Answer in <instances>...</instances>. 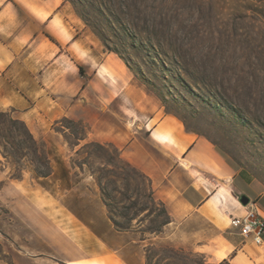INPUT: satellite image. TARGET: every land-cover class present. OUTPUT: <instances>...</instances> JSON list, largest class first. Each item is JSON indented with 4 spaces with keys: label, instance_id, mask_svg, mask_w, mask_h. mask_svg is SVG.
Returning <instances> with one entry per match:
<instances>
[{
    "label": "crops",
    "instance_id": "obj_1",
    "mask_svg": "<svg viewBox=\"0 0 264 264\" xmlns=\"http://www.w3.org/2000/svg\"><path fill=\"white\" fill-rule=\"evenodd\" d=\"M130 84L120 63L102 50L69 4L0 0V111L23 122L48 156L52 174L36 178L28 171L33 188L26 192L25 175L18 186L32 203L31 223L62 255L61 264H145L148 245L197 254L207 264H264V235L257 246L230 225L231 217L249 207L239 202L241 195L264 219V186L171 115L151 114L138 123L139 99L125 96ZM63 118L85 126L80 143L113 145L149 178L155 200L170 218L161 233L118 232L98 207L100 224L62 204L63 198L79 196L83 181L87 186L93 180L90 174L82 179L86 172L71 160L76 146L70 148L53 129ZM246 182L252 185L247 194ZM35 214L50 219L57 230L46 221L36 224Z\"/></svg>",
    "mask_w": 264,
    "mask_h": 264
},
{
    "label": "rangeland",
    "instance_id": "obj_2",
    "mask_svg": "<svg viewBox=\"0 0 264 264\" xmlns=\"http://www.w3.org/2000/svg\"><path fill=\"white\" fill-rule=\"evenodd\" d=\"M78 4L101 29L107 47L118 51L133 69L135 75L74 12L102 50L129 75L131 86L125 96L139 99L138 118H134L138 123H144L147 115H166L160 100L146 88L149 84L164 96L171 116L185 131L187 126L194 131L190 133L209 137L230 165L264 186V0H78ZM70 132L65 128V134ZM83 145L76 146L72 163L83 164L82 179L91 173L99 177L106 192L120 201L117 209L123 211L129 205L124 196L133 198V190H126V183L114 177L102 154ZM15 167L20 166L10 165L0 154V264H35L38 257L45 259L44 264H61L62 255L30 221L32 203L19 189L20 179L9 178ZM28 171L23 172L26 192L33 188ZM91 177V185L84 186L83 181L76 199L61 202L93 215L86 219L100 224L96 207L107 219L106 209ZM129 182L131 189L138 183L140 194L149 193L145 178ZM243 186L246 194L252 189L248 182ZM145 200L140 196L141 202ZM146 217V212H138L133 224L142 219L138 226L149 227ZM37 219L55 228L41 214H35L36 224ZM146 248L151 249L149 264H195L201 258L162 246Z\"/></svg>",
    "mask_w": 264,
    "mask_h": 264
},
{
    "label": "trees",
    "instance_id": "obj_3",
    "mask_svg": "<svg viewBox=\"0 0 264 264\" xmlns=\"http://www.w3.org/2000/svg\"><path fill=\"white\" fill-rule=\"evenodd\" d=\"M63 2H69L76 13V15L82 20L85 27H87L106 47L109 52H113L120 58L123 63L128 67L130 72L134 74L133 69L129 66L125 57H123L118 51L111 50L107 47L105 43V37L97 24L87 17L84 8L79 7L78 0H62ZM80 75H83V71L79 68ZM139 73V72H137ZM135 75V74H134ZM144 80V84H145ZM154 87V86H153ZM146 88L153 93L162 103L164 108V113L166 115H172L171 111L168 109V103L165 101L164 96L157 89L156 91L151 89L152 87L149 84H146ZM156 89V87H154ZM173 116V115H172ZM64 124L60 129L57 128L58 124ZM65 128L70 129L71 132L67 135L65 134ZM53 129L56 132H59L64 137L69 147L78 146L80 142L84 141L86 138V128L85 126L78 121H72L67 118H63L54 123ZM186 130L189 132H194L186 126ZM68 136H71L75 139L74 142H70ZM206 140L212 143L214 146H217V143L212 141L209 137L202 135ZM87 148L93 147L96 152L102 154L108 164L113 168L112 173L114 177L121 178L126 183V190H133L134 197H126V200L129 201V205L123 207L124 210H118L117 206L120 201L117 198L109 195L106 192L105 187L101 183L99 177H94V173L91 175L94 177L96 184L100 190V198L106 209V216L111 226L118 232H139L142 236L144 234L158 235L162 232L163 227L170 222L168 213L162 202L155 200L153 193L150 188V180L139 170L134 168L128 162L124 161L119 154V150L113 145H103L100 143L90 142L84 143L82 146ZM0 154L12 166L18 165L20 167L14 168V173L9 176L10 179L16 180L21 179L25 169L29 168L33 175L36 178H47L52 174V168L46 151L42 144L38 143L25 124L18 119H16L10 112L0 111ZM74 166L82 169L81 166L73 162ZM137 178H145L149 185V193L142 195L139 192V186L136 182ZM135 181L131 189V183L129 181ZM136 195V196H135ZM140 196H142L145 201H140ZM117 212V213H115ZM138 212H146V218H149L150 226L141 229L138 224L142 222V219L139 220L136 224H133V221L137 219ZM117 218H121L123 221H119ZM151 249H145V264H149L148 253ZM172 252L181 253L184 255H193L190 252H184L182 250L171 249ZM195 264H207L203 257L200 258V261H195ZM227 264V263H220Z\"/></svg>",
    "mask_w": 264,
    "mask_h": 264
},
{
    "label": "built area",
    "instance_id": "obj_4",
    "mask_svg": "<svg viewBox=\"0 0 264 264\" xmlns=\"http://www.w3.org/2000/svg\"><path fill=\"white\" fill-rule=\"evenodd\" d=\"M247 206L249 207L242 216L231 217L230 225L233 228H236L241 236L246 239H250L255 245H262L264 235V219L254 208L253 202L250 201Z\"/></svg>",
    "mask_w": 264,
    "mask_h": 264
},
{
    "label": "water",
    "instance_id": "obj_5",
    "mask_svg": "<svg viewBox=\"0 0 264 264\" xmlns=\"http://www.w3.org/2000/svg\"><path fill=\"white\" fill-rule=\"evenodd\" d=\"M239 202L243 205L246 206L249 203V198L245 195H241L239 197Z\"/></svg>",
    "mask_w": 264,
    "mask_h": 264
}]
</instances>
